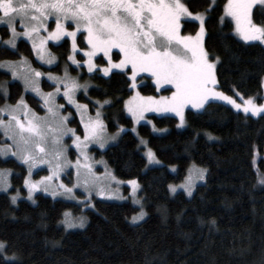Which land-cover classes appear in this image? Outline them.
I'll list each match as a JSON object with an SVG mask.
<instances>
[{
    "label": "trees",
    "instance_id": "obj_1",
    "mask_svg": "<svg viewBox=\"0 0 264 264\" xmlns=\"http://www.w3.org/2000/svg\"><path fill=\"white\" fill-rule=\"evenodd\" d=\"M226 1L212 5V0H185V4L191 12L208 14L204 46L211 59L218 57L219 91L252 97L262 104L264 44L246 43L234 34L233 22L224 18ZM253 20L264 26V6L254 9ZM0 29L4 37L10 35L7 26ZM198 29L199 24L189 20L181 27L186 35ZM84 34L78 38L81 48L88 46ZM49 46L62 62L67 61L69 39ZM114 57L119 59L121 54L115 52ZM4 60L42 66L25 39L15 49L0 43V62ZM51 69L59 71L60 65ZM85 77L92 85L79 99L89 103L91 113L99 107L97 101L107 100L102 109L107 131L115 134L127 128L97 156L104 158L117 178L140 183L148 216L133 223L138 208L131 201L97 199L85 211L87 225L68 231L62 225L63 216L67 210L83 213L80 206L41 193L36 203L27 200L26 166L0 156V170L18 172L11 191L0 193V242L5 245L0 264H264V113L245 114L227 101L210 98L203 111H187L184 129L174 116L149 115V123H142L134 133L125 108L133 92L128 72L108 76L85 72ZM139 79L142 94H159L152 77ZM53 86L47 80L43 83L46 90ZM2 89H7V98ZM21 97L31 109L45 112L39 97L27 93L23 83L0 69V107L15 105ZM71 125L83 134L78 117ZM4 142L0 132V144ZM147 147L163 165L148 168ZM191 164L206 170L205 180L191 197L182 191L172 195L169 186L183 182ZM170 166H176L177 172H171ZM18 192L25 197L15 203L12 196Z\"/></svg>",
    "mask_w": 264,
    "mask_h": 264
},
{
    "label": "snow or ice",
    "instance_id": "obj_2",
    "mask_svg": "<svg viewBox=\"0 0 264 264\" xmlns=\"http://www.w3.org/2000/svg\"><path fill=\"white\" fill-rule=\"evenodd\" d=\"M254 2L255 0H227L225 6L226 13L236 21V32L244 41L264 40V26L254 24L250 17ZM181 17H192L199 21L200 28L194 36L181 34ZM50 18L54 23V28L51 30H49L48 23ZM17 22L24 31H17ZM0 23L6 24L11 33L10 38L4 43L15 49L17 38L27 37L32 40V47L37 51L40 60H45L44 44L47 40L59 41L61 37L69 36L72 38L73 49H75L77 32L83 29L87 33L85 39L91 45V50L86 52L89 59L84 61L88 64L90 72L93 67L92 57L96 52H103L105 56H108V66L103 68L105 74L112 69H124L131 66L132 88L136 87L137 73H151L157 85L161 83L174 85L175 91L172 92L171 97H143L137 92L127 106L128 112L136 122L143 119L145 111L154 108L156 111L175 112L180 117L182 125L184 123L183 110L186 105L191 104L193 108L200 109L210 98L227 101L236 108L242 107L233 97L216 89L218 81L215 73V60H218V57L215 60L209 59L202 45L205 32L204 14L191 12L182 0H26V2L0 0ZM68 23L72 25L71 31L66 26ZM41 30L47 32V35L42 37L40 44L37 45L33 39V33L39 34ZM113 48H118L123 54L122 59L116 63L111 61L109 55ZM54 59L55 57H51L46 60V63L52 64ZM69 59L73 58L69 57ZM74 63L79 64L78 61ZM0 66H3V62H0ZM12 75L16 76L15 70ZM45 75L57 82V93L60 92L62 84L63 96L70 104L75 103L77 110L87 109V105H80L74 100L75 91L83 88L86 92V85L79 84L69 76L67 71L62 81L51 73ZM40 76L39 71L30 70V74L23 77L25 90L30 89L40 94L41 90L36 79ZM2 92L7 98V89H2ZM42 99L46 109V116L43 118L31 112L22 97L15 105L6 104L0 107V113L6 112L9 116L8 121L0 119V129H3L4 134L13 140L11 145H0V156L8 155L14 146L16 151L11 154L28 164L29 171L36 163H49L51 166V161L44 158L51 156L52 160L56 161L55 168L58 173L62 167V158L64 163H72L65 155L64 136L71 134L72 144L77 149H86L89 142H96L101 148L104 147L105 126L103 120L100 119L99 107L96 108L95 118L85 120L81 115L83 124V137H81L74 129L67 127L68 116L56 110L63 106L55 105L52 93L43 94ZM96 103L102 106L109 102L105 100ZM243 110L247 113L250 108L244 106ZM251 111L253 114L264 111V105H253ZM17 113H22L24 119L22 120ZM141 143L146 145L143 140ZM80 157H83L85 162L89 159L86 152H79L75 161L78 171L81 167ZM146 157L150 164L160 163L151 148L147 149ZM83 168L91 173V165L88 163H84ZM204 171L206 170L197 169L196 178L202 180ZM42 179H51V177ZM0 182L6 184V170H0ZM89 183V179L85 178L83 184L86 191ZM129 183L135 184L134 181ZM261 183H264V180ZM25 185L28 186L31 197L37 184H30L25 179ZM182 186L190 195L193 186L191 174L188 182ZM58 187L65 189L68 193L72 192V188L65 185L61 184ZM169 187L175 192L174 186ZM44 191L48 189L45 188ZM133 192L135 193V189ZM51 194L56 196L57 192L53 191ZM96 194L113 195L111 191L106 192L103 187H100ZM12 199L15 202L16 197L13 196ZM134 202L139 203L138 200ZM85 204L87 206V201ZM65 215L66 227L83 226V217L74 219L67 213ZM144 215L141 208L140 214L133 216L132 219L136 221L142 219ZM4 247V242H0V252H3Z\"/></svg>",
    "mask_w": 264,
    "mask_h": 264
},
{
    "label": "rangeland",
    "instance_id": "obj_3",
    "mask_svg": "<svg viewBox=\"0 0 264 264\" xmlns=\"http://www.w3.org/2000/svg\"><path fill=\"white\" fill-rule=\"evenodd\" d=\"M217 1L218 0H214V2H213V0H212V5L216 4ZM182 2L185 3V0H182ZM226 4H227V1H226ZM226 4H225V6H226ZM257 6H264V2H262V0H255V2L252 4L251 10H250V17H251V20H252V22L254 24H256V23L253 20V12H254V9ZM193 13H198V12H193ZM199 13H203L204 14V29H205V32H204L203 39H202V45H203V47L205 49L204 41H205V37H206V34H207L205 24H206V19H207V15L208 14H207V12H204V11L203 12H199ZM224 18L228 19V20H231L233 22V24H234V34L239 39L244 41L239 36V34L236 32V30H235L236 29V21H235V19L233 17L229 16L226 13L225 10H224ZM188 20L189 21H195V22H197L199 24V21L195 20L192 17H181V21H180L181 22V27H182L183 22L184 21H188ZM48 23H49V30L54 28V23H52L51 18L49 19ZM2 26H7V25L3 24V23H0V28ZM66 26L69 27L70 31L72 30V25L70 23L66 24ZM16 27H17V31L18 32L24 31L23 27L19 24V22H17ZM199 28H200V24H199ZM198 31H199V29H198ZM9 32H10V30H9ZM83 32H85L84 35L86 37L87 33L83 29H81L80 31L77 32V35H76V38H75V43H76L77 47L75 49H73L72 38L69 37V36H63V37H61V39L59 41H53L51 39L47 40L45 42V44H44L45 60H40L38 58L37 51L35 49H33L34 52H35L36 59L42 64V66H35V65H33L32 63H30L28 61H22V60H21L22 62H16V61H12V60H4V61H2L3 62V66H0V69H3V70H6V71L10 72L11 75H12L13 70H15L16 76L14 77L12 75V79L13 80H17V81H19V82H21L23 84H24L23 77L25 75H29L30 74V70L34 69V70L39 71L41 73V76L36 78V79H37V81L39 83V88L41 90V93L40 94L34 93L30 89L27 90L26 92L27 93H31L33 95H36L42 101H43V99H42L43 94L52 93L53 97H54V100H55V105H62L63 106V107L58 108L56 110L59 111L60 114L68 116L67 127L74 129L76 131V134L81 136V137H83V134H80L78 129L71 125V121L75 117H78L80 119V122H81V115L84 116L85 120H87L89 118H95V116H96V108L94 109L95 112L91 113L90 110H89L90 109L89 103L81 101L79 99V95L81 93L87 94L89 89H90V87H91V85H92V83L89 81V79L85 77V72H87L88 75H92L93 73L100 72L104 76H108V75L112 74L114 71L128 72V77H129V79H130V81L132 83L131 71H130L131 66L130 65L127 66L124 69H112V71H110L109 73H107V74L104 73L103 68L108 66V56H105L103 52H96L95 55L92 57L91 62L93 64V67H92V71L91 72L89 71V66H88V64L84 63V61L89 59L88 56L86 55V52L91 50V45H89L87 43L86 39H85V42L88 45L86 48H81L79 46V43H78V38ZM181 34L182 35H186V34H183L182 31H181ZM195 34H191V35L194 36ZM10 35H11V33H10ZM10 35L8 37H4L2 32H1V29H0V43H2L3 45L11 47L10 45H7L6 43H4L5 41H7L10 38ZM46 35H47V32L41 30L39 34L33 33V39H35L36 44L39 45L40 44V39L42 37L46 36ZM20 39H25V40L29 41L31 43V45H32V40L28 39L27 37L21 36V37L17 38L16 46L18 45V42H19ZM65 39H69L70 40L71 52H70L69 57H72L73 59H69V57H68L66 62H62L61 56H59L56 52H54L50 48L49 44L50 43L59 44V43L63 42ZM244 42H246V43L260 42V43L264 44V40H253V41H244ZM81 49H83V51H81ZM205 51H206V49H205ZM115 52H119L120 53V50L118 48H113V49H111V51L109 53V55L111 56V61L113 63L119 62V60L122 59V57H123V54L120 53L121 54V58L115 59V57H114V53ZM79 54L83 55V58H81L79 56ZM208 56H209V54H208ZM51 57H55L53 63L52 64H47L46 60L51 58ZM99 58H102L105 62L104 63L100 62ZM209 59H211L210 56H209ZM74 61H78L79 64L74 63ZM215 64L217 65V61L216 60H215ZM57 65H60L59 71L57 69H51L52 67L55 68ZM44 67H46V68H44ZM72 67L75 70H73ZM65 71H67L69 76L71 78H74L79 84L87 86V91L86 92L84 91L83 88H81V89L76 90L75 93H74V100L76 102H78L80 105H87L88 107H87L86 110H84V109L77 110L75 103L70 104L68 102L67 98H65L63 96V86H62V84L60 86V89H61L60 92L57 93L56 92L57 82L54 81V80H50L47 77V75H45L47 73H51L54 76L60 78V80L62 81L63 78H64ZM215 73H216V67H215ZM141 76L152 77V74L151 73H137V77H136V81H135L136 87L132 88L133 92H132L131 96L126 100V104H125L126 113L131 118H132V116H131V113L128 112L127 106H128V102L130 101V99L132 97H134L137 92L140 94V96H143V97H157V98H159V97H162V96L163 97H171L172 92L175 91L174 85L163 84V83H161L160 85H157L156 81H155V78L152 77L156 87L159 90V94H157V95H144V94H142L140 92V89H139L140 84H141V80L139 78ZM216 78H217V75H216ZM45 80L49 81L54 86L51 87L48 90L44 89L43 83H44ZM215 87L219 91L218 84ZM165 89H169L170 91L168 93H162L161 91H163ZM231 97H233V99L236 101V103L242 105V107L236 108L231 103L228 102L230 104V106L235 111H239V112L245 113L244 110H243L244 106H248L250 108V110L247 113H245V114H250V115H253V116H259V115L264 113V111H259L256 114H253V112L251 111V107L253 105H255V106L264 105V103L259 104L252 97H250L251 100H249V97H245V96L240 95V94H238V96H231ZM92 102H93V100H92ZM206 104H207V102L205 103L204 107L200 108V109L193 108L191 104L186 105L184 107V110H183L184 123L182 125L180 124V117L175 112H171V111H156L154 108H152V109H150L148 111H145L143 113V119L139 120L138 122L134 121V119L132 118V120L134 122L133 129H135V131H133V129H132V131L134 133H137L138 127L142 123H149V118H148L149 115L174 116V117H176L179 120V128L180 129H184V128L187 127V111L189 109H192V110H195V111H199V112L203 111L204 108L206 107ZM99 108H100V119L103 120V116H102V114H103V112H102L103 105L102 106L99 105ZM29 109L31 110V112H34L38 117L43 118V117L46 116V109H45V112H42V113L38 112V111H35V110L31 109L30 107H29ZM17 114L20 115L22 120L24 119V116H23L22 113H17ZM30 115H31V113H30ZM0 119L8 121L9 116H8V114L6 112L5 113H0ZM81 125L83 127L82 122H81ZM126 130H127V128H121L117 133L111 134V133H109L107 131V129L105 127V132H104V137H103V143H104V147L103 148H101L99 146V144L96 143V142H89L86 149H83V148L82 149H77L75 147V145L72 144V139L70 138L71 134H68V135L64 136L63 137V144L66 146L65 155L67 157V160L71 161L72 163L71 164L64 163L63 162V158H62V160H61L62 167H61V169L59 170L58 173H57V170L55 168L56 161L52 160L51 156L44 157L46 160H50L51 161V166H50L49 163H36L34 166L31 167V171H29V165L28 164L24 163L17 156H14V155L11 154V152H15L16 151V148L13 146L11 152H9L8 155L2 156V157H4V158H14V159L18 160L19 163H21L23 166H26V173H25V176H24V181H25V179H27L30 184H32V183L37 184V187L32 191V195L30 197L29 196L28 186H26L25 182H24L25 188L27 190V196L25 197V196L21 195L20 192H18L19 194H15V197H16L15 203L18 200H20L21 198H23V197H25L27 200L31 201L32 203H36V201H37V197L36 196L41 193V194H44L45 196H49V197H52L54 199H61V200L67 201V202H71V203L77 204L78 206H80L81 210L84 211L83 213L78 214V213H75L73 210H67L65 212V214L67 213L69 215V217L74 218V219H79L80 217H83L84 218V223H83L82 227L77 225L76 227L68 228V227H66V225L64 223V221L66 219V215L64 214L63 220H62V225L68 231L83 229L87 225L89 220H88V217H87L85 211L88 208H91L94 205V201L97 200V199L106 200V201H117V202H128V201H131L138 208V210L134 214V216L140 214L141 208L143 209V212L145 213V215L143 216L142 219H139V220H136V221L131 219V221L133 223H139V222L143 221L148 216V213H147L146 208H145L144 199L141 196L142 187H141L140 183L136 179L122 180V179L117 178L114 175L112 169L105 162L104 158H101V157L97 156V151L98 150H105L110 145L115 144L119 140L121 134L124 131H126ZM0 132L4 135V138L7 140V142H4L3 144H0V145H11V144H13V140L11 139L10 136L4 134L3 129H0ZM112 137H115V139H112ZM148 148L149 147H147L146 150L144 151V155L145 156H146V151H147ZM151 150L154 152V150L152 148H151ZM80 151L86 152V154L88 155L89 159H88L87 162H85L83 160V157H80L81 167H80V169L78 171L77 167L75 165V161L77 160V157H78ZM36 152L38 153V150H36ZM34 154H36V153H34ZM84 163H88L89 165H91V173H88L87 170L83 168V164ZM155 165H163V163L161 161H160L159 164H150L148 162V168H150L152 166H155ZM197 169H204V168L199 167V166H197L195 164H191L189 166V169H188V172H187V176L184 179V181L179 183V184L172 185V186H174L176 188L175 192H173L170 189L172 195H174L175 193H177L179 191L184 192L188 197H191L194 194L197 186L199 184H201L205 180V172H204V178L202 180L196 178ZM2 170H6V184L4 182H0V193H2V192H10L11 189L13 188V184H14L13 175L17 171L15 169H2ZM169 170L171 172L175 173V172H177V167L176 166H170ZM54 173H56V174H54ZM190 174L192 175V178H193V186H192L191 194L189 195L188 192L185 190V188L182 185H184L185 183L188 182V177H189ZM45 177H51V179H42V178H45ZM85 178L89 179V181H90L89 185L87 186V191H86L85 186L83 184V181H84ZM130 181H134L135 184L129 183ZM61 184L67 186L68 188H72V192L68 193V192L65 191V189L58 187ZM100 187H103L106 192L107 191H111L113 193V195H111V196H109V195H104V196L97 195L96 193L100 189ZM45 188H47L48 191H44ZM134 189H135V193L133 192ZM53 191L57 192L56 196H53L51 194ZM89 193H91V195H89ZM137 200L139 201V203H135L134 202V201H137ZM85 201H87V206L85 204Z\"/></svg>",
    "mask_w": 264,
    "mask_h": 264
},
{
    "label": "flooded vegetation",
    "instance_id": "obj_4",
    "mask_svg": "<svg viewBox=\"0 0 264 264\" xmlns=\"http://www.w3.org/2000/svg\"><path fill=\"white\" fill-rule=\"evenodd\" d=\"M21 2H26V0H21ZM85 33V32H84Z\"/></svg>",
    "mask_w": 264,
    "mask_h": 264
}]
</instances>
